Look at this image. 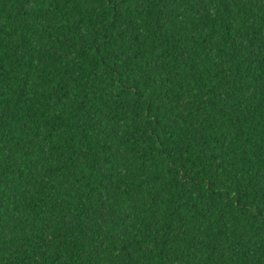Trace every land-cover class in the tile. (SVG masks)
Listing matches in <instances>:
<instances>
[{"label":"trees","instance_id":"obj_1","mask_svg":"<svg viewBox=\"0 0 264 264\" xmlns=\"http://www.w3.org/2000/svg\"><path fill=\"white\" fill-rule=\"evenodd\" d=\"M0 264H264V0H0Z\"/></svg>","mask_w":264,"mask_h":264}]
</instances>
